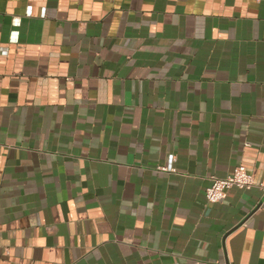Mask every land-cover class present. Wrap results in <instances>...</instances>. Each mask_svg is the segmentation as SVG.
Segmentation results:
<instances>
[{"label":"crops","instance_id":"0c3cea01","mask_svg":"<svg viewBox=\"0 0 264 264\" xmlns=\"http://www.w3.org/2000/svg\"><path fill=\"white\" fill-rule=\"evenodd\" d=\"M259 184L264 0H0V264H264Z\"/></svg>","mask_w":264,"mask_h":264},{"label":"built area","instance_id":"2783aa9c","mask_svg":"<svg viewBox=\"0 0 264 264\" xmlns=\"http://www.w3.org/2000/svg\"><path fill=\"white\" fill-rule=\"evenodd\" d=\"M30 15V9L26 12ZM164 169L163 167H160ZM210 184L205 188V198L208 203H215L223 199L227 189L231 187L248 188L255 184L252 174L246 169L244 165H237L231 173L225 177L210 178ZM259 188L264 193V184H259Z\"/></svg>","mask_w":264,"mask_h":264},{"label":"water","instance_id":"95a60500","mask_svg":"<svg viewBox=\"0 0 264 264\" xmlns=\"http://www.w3.org/2000/svg\"><path fill=\"white\" fill-rule=\"evenodd\" d=\"M263 200H264V196L262 197L261 201H263Z\"/></svg>","mask_w":264,"mask_h":264}]
</instances>
